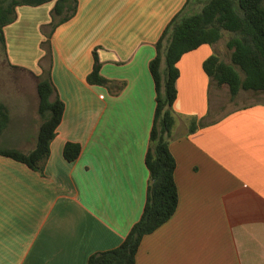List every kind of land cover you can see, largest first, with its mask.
Masks as SVG:
<instances>
[{
  "label": "crops",
  "instance_id": "obj_1",
  "mask_svg": "<svg viewBox=\"0 0 264 264\" xmlns=\"http://www.w3.org/2000/svg\"><path fill=\"white\" fill-rule=\"evenodd\" d=\"M76 1L51 37V100L64 111L43 173L0 155V264H87L123 242L146 202L156 106L149 63L185 0ZM47 4L17 6L3 28L0 149L36 145ZM94 50L111 87L87 83ZM213 50L202 45L177 63L169 150L178 206L143 237L135 264H264V103L213 114L203 70ZM68 142L81 147L73 162L63 157Z\"/></svg>",
  "mask_w": 264,
  "mask_h": 264
},
{
  "label": "trees",
  "instance_id": "obj_2",
  "mask_svg": "<svg viewBox=\"0 0 264 264\" xmlns=\"http://www.w3.org/2000/svg\"><path fill=\"white\" fill-rule=\"evenodd\" d=\"M54 2L51 22L42 27L48 69L37 81L38 114L41 119L36 145L30 153L0 149V155L26 165L40 174L50 153V143L62 119L64 104L56 97L51 81V35L55 28L74 17L76 0H0V44L6 55L3 28L16 19L17 6L37 7ZM228 61L215 52V45L225 39ZM202 45L213 47V54L203 63L210 85L226 89L234 102L240 92L262 94L264 97V0H185L182 9L169 21L155 43L156 55L149 63L155 89V112L145 155L149 172L146 202L140 219L132 226L123 242L116 248L92 254L87 264H135L136 254L144 236L165 224L178 206V190L174 179L176 161L169 150L175 124L173 104L177 97V63L181 57ZM92 70L87 76L89 85L111 87L112 82L100 74L101 63L96 50L92 52ZM40 64H42L40 62ZM43 65V64H42ZM4 109L0 106V115ZM213 112V111H212ZM215 112H213L214 114ZM208 122H201L206 125ZM199 124L193 123L191 132ZM81 153L77 143L68 142L63 157L68 162Z\"/></svg>",
  "mask_w": 264,
  "mask_h": 264
},
{
  "label": "rangeland",
  "instance_id": "obj_3",
  "mask_svg": "<svg viewBox=\"0 0 264 264\" xmlns=\"http://www.w3.org/2000/svg\"><path fill=\"white\" fill-rule=\"evenodd\" d=\"M202 1L204 2L206 0H202ZM53 5H54V2H49L45 7H53ZM44 9H47V8H44ZM50 22H51V20H50ZM60 25H62V24H60ZM60 25H58V26H60ZM41 33H42V28H41ZM3 34H4V30H3ZM42 35H43V33H42ZM43 37H44V41H45L46 38L44 35H43ZM51 37H52V35H51ZM226 39H227V37H225V39L220 42V45H218V44L215 45V48H216L215 52L217 54H219L221 56L222 60H224V61L229 60L228 51L225 48ZM50 41H51V38H50ZM40 48L44 52V54L42 56L44 58L45 51H44V49H42L41 45H40ZM3 60H4V52L2 49V45L0 44V63L3 62ZM212 91H213V94L215 96V98L213 99V103H212V111L218 115L225 113V112H228V111H231V110H234L236 108H242V107L249 106V105L256 104V103H264V97L262 96V94H257V93H252V92H240L239 96H237L235 101L231 102L229 100V95H228V92L226 89L219 90L215 86H213Z\"/></svg>",
  "mask_w": 264,
  "mask_h": 264
}]
</instances>
